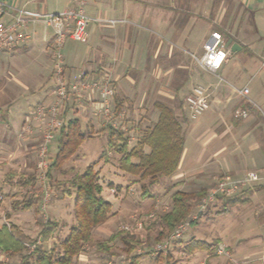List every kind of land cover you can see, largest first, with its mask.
I'll use <instances>...</instances> for the list:
<instances>
[{"label": "crops", "instance_id": "obj_1", "mask_svg": "<svg viewBox=\"0 0 264 264\" xmlns=\"http://www.w3.org/2000/svg\"><path fill=\"white\" fill-rule=\"evenodd\" d=\"M0 1L7 6L0 17L5 23L11 22L21 9L48 13L74 5L72 0ZM82 6L93 19L87 26L86 43L68 39L63 47L66 80H73L78 74L100 82L108 79L114 102L117 97L131 104L139 103L149 88L175 89L190 82L202 85L208 80L209 85L202 86L213 100L212 109L197 122L185 115L191 124L197 125L207 118L223 119L226 111L228 141L216 147L223 139L220 132H212L202 141V152L212 149L211 156L226 152L229 166L245 169L232 174L234 177L264 169V0H83ZM23 30L28 39L10 51H0V170L6 171L5 178L11 170L27 175L35 165L36 149L42 139V133L36 130L41 123L31 120L32 131L27 132L25 120L35 105L50 103L54 98L52 31L41 22L27 24ZM213 31L223 36L229 54L223 65L211 72L200 67L193 55L197 56L194 50L199 47L203 53V45ZM233 43L237 47L231 51ZM204 72L223 74L228 87L214 85ZM243 88H247L246 94L240 92ZM86 97L85 107L79 102L71 105L69 98L63 117L80 120L82 116L90 137L104 135L98 132L106 125L100 124L104 113L99 112V94L94 90L87 92ZM167 97L173 96L169 93ZM157 101L176 112L161 100H155L153 105ZM57 137L49 144L50 154L56 151ZM184 150L185 137L174 174L182 166ZM242 190H245L244 203L227 207L236 210L243 206V214L237 211L234 214V210L232 214V209L226 207L225 214L232 215V220L223 226H230L231 234H227L228 238H217L220 242L214 255L205 252L203 263L264 264V180ZM240 228L245 235L232 236ZM190 257L197 254L194 252Z\"/></svg>", "mask_w": 264, "mask_h": 264}, {"label": "rangeland", "instance_id": "obj_2", "mask_svg": "<svg viewBox=\"0 0 264 264\" xmlns=\"http://www.w3.org/2000/svg\"><path fill=\"white\" fill-rule=\"evenodd\" d=\"M194 53L201 56L202 49L199 47L194 50ZM203 74L210 76L214 85L228 87L226 80L223 79V74L216 76L205 72ZM204 81L202 85L208 86L209 81ZM240 84L241 82L237 86ZM195 85L197 84L190 82L184 87L175 89L173 87L166 89L149 88L148 94L142 96L139 103L134 101L131 104L122 101V108L118 114L115 111V102L112 96L108 112L104 114L100 122L101 125L112 124L115 127L124 129L129 140V146L132 147L140 138L144 128L156 120L158 112L153 105L155 100L164 101L175 108L176 116L183 124V135L185 137V150L181 160L182 166L172 177L160 178L156 184L149 185L148 179L139 180L138 177L121 171L117 163L119 156L114 152H109V162L104 164L103 159L100 158L105 147L104 135L86 138L80 144L74 156L60 168L53 169L51 176L49 178L45 176L44 181L38 177L39 171L36 166L35 155V165L27 173V176L35 177L34 185H25L22 180L17 178L8 180L4 177L6 171L0 170V224L6 223L7 219L8 222L18 223L16 234L25 243L23 253H32L39 246L49 251L53 245H57L64 238L69 226L75 222L73 196H68L65 190L68 189L73 192L72 179L74 175L81 174L87 166L94 165V168L99 172V181L103 186L102 196L112 204V214L104 224L92 230V241L86 244L84 251L74 258L72 264H128L130 256L134 254L142 255L139 264H166V261L156 259L159 255L168 256L169 263L172 264H207L202 262L205 252L197 251L195 252L197 257L193 258L190 257L189 253L183 251V245L192 237L207 242H213L217 238H228L231 234V231L228 232L230 226L225 225L224 227L223 223L232 220V215L227 217L225 212L232 209V212H230L232 214L233 210L234 214L235 211L243 214L244 207H236V210L227 207V210L220 212L222 211V204L221 201L217 200L214 204H209L203 212H199L198 204L204 196H200L199 193L201 190L205 193L209 191L214 176L221 173L234 175L243 172L245 169L229 166L226 152L216 153L213 156H211L212 149L205 153L202 152L201 143L212 132H220L223 139L219 141L220 144H217L216 147H219L222 142L226 143L228 141L226 118L228 114L226 115L227 112L225 111L224 118L219 120L207 118L203 123H197L198 126L191 124L186 118L183 106L185 96ZM169 93L173 96L172 99L167 97ZM86 96L87 93L81 99L71 96V105L74 106L79 102L84 107L87 106ZM212 101V98L208 97L209 110L207 108L195 122L208 114L207 112H210ZM80 122L81 130L88 134L89 131L85 126L86 121L82 116ZM200 126L207 128L198 130ZM203 129L204 132H202ZM52 146L54 150V145L52 144ZM53 155V153L48 152L49 164ZM16 180L18 183L15 182ZM109 184H112V186H109ZM144 189H147L146 196H142ZM176 190L187 193V202L191 213L186 221L180 223L184 225V228L179 238L174 239L171 236L180 224L168 237L161 238L160 232L164 226L161 224L159 216L170 209V196ZM13 202L21 205L29 203L30 207L27 210L21 208L15 210L11 207ZM217 211H219V214L216 213ZM6 213L9 215L8 218L5 217ZM47 221H55L58 228L46 244H42L39 233ZM137 221L143 223L142 228L139 230L135 228ZM192 221L196 222L190 224ZM125 226L129 229H125ZM239 230L241 228L232 233V236L240 235L243 237L245 235L244 231ZM113 233H119V237L109 245V250L98 249V242L107 239ZM124 240L135 246L132 254L126 252L127 245ZM54 241L56 242L54 243ZM223 255L221 254V256ZM80 259L82 260L80 261ZM19 260L20 255L9 256L0 250V264H16ZM253 264L255 263L253 262Z\"/></svg>", "mask_w": 264, "mask_h": 264}, {"label": "trees", "instance_id": "obj_3", "mask_svg": "<svg viewBox=\"0 0 264 264\" xmlns=\"http://www.w3.org/2000/svg\"><path fill=\"white\" fill-rule=\"evenodd\" d=\"M158 109V117L155 122L144 128L140 138L132 147L124 129L106 124L98 132L106 136L105 148L101 152L100 158L103 163L109 162V152L116 153L118 168L139 180H149V185L158 183L160 178H169L177 170L184 148V135L181 122L174 110L162 102H155ZM122 102L115 97V111L120 113ZM65 118V117H64ZM88 134L81 130L78 118H65L63 127L60 129L56 141V151L47 169L46 176L49 178L53 169L60 168L66 161L74 156L80 144L88 137ZM8 179L19 176L25 185H34L35 177L27 176L11 170ZM73 192L65 190L68 196H73V214L75 222L69 227L67 234L57 244L48 251L43 247H36L32 253H23L25 250L24 241L16 234L17 226L8 222L0 224V250L9 255H20V260L16 264H72L74 258L81 254L87 243L92 241V230L104 224L111 216L112 204L102 196L103 186L99 181V172L94 165H89L81 174L74 175L72 179ZM112 186V184H109ZM142 196H146L147 189H144ZM245 190L236 195L219 196L221 199L222 211L227 206L244 203ZM201 190L199 195H205ZM171 207L160 216V222L164 226L161 230V238L168 237L180 223L186 221L190 216L191 209L187 202V193L176 190L170 196ZM11 207L15 210H27L29 203L19 204L13 202ZM8 218V213L5 214ZM192 221L190 224L195 223ZM58 225L55 221H47L39 233L42 244L53 236ZM119 237V233L111 234L107 239L98 242V249L109 250V245ZM123 239V237H122ZM127 245L126 252L132 254L135 246L124 240ZM219 239L207 242L201 239L190 238L182 247L183 251L193 254L196 251H204L209 256H213L219 244ZM59 248V250H58ZM141 254L130 256L128 264H139ZM159 258V259H158ZM156 259L169 263L168 256L159 255Z\"/></svg>", "mask_w": 264, "mask_h": 264}, {"label": "built area", "instance_id": "obj_4", "mask_svg": "<svg viewBox=\"0 0 264 264\" xmlns=\"http://www.w3.org/2000/svg\"><path fill=\"white\" fill-rule=\"evenodd\" d=\"M74 5L58 12H41L29 9H21L13 16V20L5 23L0 20V51H10L19 43L29 38L23 30L27 24L41 22L52 31L51 57L53 61V74L55 78L54 98L50 103H40L33 107L29 117L25 120L24 129L31 132V120L41 123L42 139L36 149V166L39 178L44 181L46 170L49 166V144L56 138L64 125L63 109L71 96L81 99L85 93L96 90L99 94V112L107 114L110 107V99L113 89L109 80L97 81L87 79L83 74H78L73 80H66L64 74L63 47L68 39L79 43L88 41L87 26L93 19L84 10L83 0H72ZM7 11L5 3L0 1V17ZM229 51L224 46L223 36L213 31L203 45L201 56H194L197 64L207 71L214 72L227 60ZM247 88L240 92L247 93ZM80 101V100H79ZM187 116L191 120L197 119L208 108V93L202 85H195L184 98L183 106ZM264 180V169L260 171H246L239 177L230 173H222L214 177V184L201 198L198 208L203 212L219 196H232L245 187ZM47 195V192H46ZM143 223L137 221L136 229H141ZM125 229H129L127 226ZM184 225L180 224L172 234V238H179ZM164 245V244H163Z\"/></svg>", "mask_w": 264, "mask_h": 264}, {"label": "water", "instance_id": "obj_5", "mask_svg": "<svg viewBox=\"0 0 264 264\" xmlns=\"http://www.w3.org/2000/svg\"><path fill=\"white\" fill-rule=\"evenodd\" d=\"M236 47H237V43H233V44L231 45L230 50H231V51H234Z\"/></svg>", "mask_w": 264, "mask_h": 264}]
</instances>
